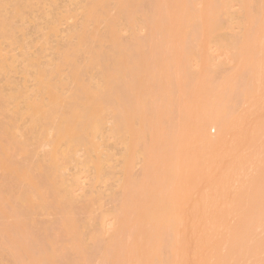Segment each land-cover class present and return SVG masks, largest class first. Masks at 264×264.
Listing matches in <instances>:
<instances>
[{
  "label": "bare ground",
  "instance_id": "1",
  "mask_svg": "<svg viewBox=\"0 0 264 264\" xmlns=\"http://www.w3.org/2000/svg\"><path fill=\"white\" fill-rule=\"evenodd\" d=\"M199 1L203 5L202 10L195 8L196 0H87L83 3H81L82 0L81 2L79 0H65L64 6L62 5L63 1L61 2V6H58L56 0H0V220H3V222L0 221V224L3 223L2 225H4H0V264H92L98 258L103 237L101 236V238L96 232L90 235V221L87 220L92 217L93 207L96 203L95 198L100 195L97 193L98 195L94 196L95 191L93 190L97 189L94 187L95 189H91L90 193L82 201H80L81 199L77 201L72 197L73 186L67 184L64 170L72 163L77 167L80 165L83 168L91 166L93 170V178L91 176V180L95 183L98 182L97 180L107 179L109 175L112 176L111 174L114 175L113 169H115V166L113 165L114 163L112 164L114 155H102L99 152L104 147L108 136H110L115 143L120 144V146L122 145V147L124 146L127 152L126 154L123 153L124 155L120 153L121 161L116 159L114 162L120 165L123 174V182L121 181L123 184L122 188L124 190L127 188L130 191L135 181H137L133 176L128 175L130 162L138 157V153H141L139 151L143 148H141V145L144 142L146 143L145 146L147 145V135L144 131H139L140 125L143 127L146 123L144 127L147 126L154 134V130L158 128L164 132V136L159 137L157 134L152 139L153 150L157 154L160 144L170 145L172 141L169 137L165 138V136L173 135L172 137H174V135L178 134V130H182L181 128L183 127L180 125L184 122V118L189 121L187 118L191 114L188 115V105L190 99L193 97L195 99L197 96L191 88L193 87V82L192 86L188 82L190 86L184 84L186 87L191 88L189 92H192V94H189V88L188 90L185 88V91L178 95L175 92V84L172 80L165 79L162 82V79L160 81L159 78L157 80L155 79L157 77L150 75L151 70L156 67L168 70L166 61H164V55L168 53H164L169 44L167 37L170 39L174 36L179 41L182 53L186 58L197 53L198 46L195 41L200 36L203 37L206 34H212V36H215L214 38L224 41L228 46L239 52H243V49L247 48L249 55H253L251 53L254 52L251 51L255 48L254 46L261 45L262 36L259 42L255 34L258 31L257 29L261 32L264 30V13L261 11L264 0H228L233 2L238 1L242 8H247L249 5L254 8L252 13H244L248 26L246 29L243 28L244 33L240 37L233 35L232 32H229V28L227 29L223 26L220 16L222 7H219V5L209 6L207 4L208 0ZM48 8H53V10L49 9L52 12L48 11ZM116 8L117 10L119 9L118 12ZM35 9L38 10L39 19L43 23L45 22L42 24L44 25L42 28L34 26L39 29L35 28V30L41 33V36H38L37 42L34 39L38 43L37 49L41 53L46 49L49 50L50 47L46 48V46L48 47L47 44L52 34L57 33L56 26L63 17L74 18L76 16L74 14L76 9H81L83 10L81 12L83 14L85 12L86 14L82 16L78 13L81 16L79 18H82V22L79 26L70 27L63 50L57 54L56 59L54 56V60L49 59L45 64L40 62V52L34 50L36 54H31L33 50H30L31 52H29V49L26 50L29 46L26 47L27 45L24 44V41L19 39L21 35L17 36L19 31L20 34L23 33L29 15ZM109 9L110 11H116L119 18L116 15H113L116 17L113 18L111 13L113 14L114 11H111L109 14ZM62 10L64 11L62 12L63 15H60ZM55 11L59 14L55 13ZM244 11L245 9H243ZM119 13L126 14L122 17ZM240 16L242 17V15ZM120 19L125 23L124 25L128 24L133 26V28L136 24L140 26L144 25L148 34L145 35V38L141 37L142 39L138 36L130 39L131 36H129L130 38L125 41L123 39L124 36L118 30L121 24V22L119 24ZM33 20L37 22V19ZM39 22L41 24V21ZM102 23L100 34V31H96V28L97 25L100 26ZM115 23L116 25L118 24L117 29L114 28ZM260 25L261 28L258 27ZM103 26L104 29L102 28ZM30 28L32 27L30 26ZM102 30L104 31L102 32ZM131 30H133L132 27ZM158 34L165 40L159 45V51L153 53L152 42ZM134 35L133 33L132 36ZM39 39L43 43L42 46L39 44ZM194 43L197 47H195ZM12 48L25 51L17 49L20 51L19 53L24 52L20 55L17 50V52L15 51L17 54L15 52L12 53ZM29 48L31 49L32 47ZM10 49L12 50L11 52ZM51 49L54 48L51 47ZM5 50L7 51L5 52L6 55L3 53ZM27 51L28 53H25ZM8 53L9 56L7 55ZM10 53L12 56H10ZM45 53L47 54V52ZM15 54L17 57H15ZM35 55L40 58L36 59ZM246 57L248 56L246 55ZM254 63L256 65V62ZM257 64L263 66L264 63ZM62 66L68 69L66 73L71 74H67L65 79V76H62L59 72L60 70H58ZM56 70L59 74L56 73ZM243 71L245 70H241V72ZM16 72H19L18 74H22V77H24H21L22 83L19 79V82H14L11 79V74ZM190 75H192V78ZM190 75L188 78L189 82L192 81L191 79H195L193 78V74ZM260 79H257L258 82H261ZM26 80L34 81V87L31 89L27 88ZM148 80L152 83L149 84ZM32 81L30 82L32 83ZM70 81L72 82L70 83ZM146 81L150 86L147 87ZM256 81H254V78H245L243 73H241L236 80L238 82L237 87H239L237 90H240V94L247 92L252 89V84ZM259 100L261 101L262 98ZM216 103H218V113L216 115L200 113L197 116L196 114L200 121L197 127L194 128H196V132L200 136V141L205 145L211 144L208 137L209 127L217 129L218 141H223L227 138L226 136L230 132L229 124L235 120L232 110L238 106V97L234 96L233 92L230 91L226 95H223L219 102ZM197 118L195 117L193 120L195 121ZM109 120L111 125L106 128V122ZM181 135L179 134L177 137ZM249 137L246 142L247 144L248 142H254ZM255 143L256 145L258 144L257 142ZM259 145H257L258 148L262 149L260 148L261 145ZM43 146H47L49 149L46 152L44 151V154L40 156L36 150H40ZM246 146L243 147L246 148ZM254 148L255 145L250 147L253 150ZM79 151L83 152L82 160L75 158V155ZM147 151L146 153H148ZM166 152H162L161 155L167 164L165 165L168 172L171 167L172 156L169 153L165 154ZM263 152H261V155ZM151 153L153 152L151 151ZM254 154L253 158L256 155L258 156V153L255 156ZM187 155L190 159L192 157L198 158L199 156H195L192 153H188ZM257 159L259 160L260 158L257 157ZM262 160L264 159L262 158ZM262 162L264 163V161ZM132 170L130 171L131 173L134 171ZM167 178H165L166 180L164 178L160 179L161 181L155 185L157 188L154 186V191L161 192L164 188L162 184L175 185L176 182L173 180V177ZM119 179L121 178L119 177ZM111 193H109L110 196L112 195L111 197L109 196L111 198V201H109L115 200L112 203L117 202L116 205H118L120 212L129 214L130 217L132 215L136 219H141L144 222V226L139 225V222L137 223L139 219L137 221H132L129 219L130 217L126 220L124 218L121 219L116 230L109 236L113 245V247L111 245L112 249L106 250L104 246L102 247L106 250L104 252L101 251L102 254L104 253L103 257L105 256V258L110 260V264H171L175 258L173 257L174 253L179 248L180 243L170 238L165 224L177 212L173 211L169 206H159V202L157 204V198L155 197V200L151 203L143 204L141 202V204L139 202L140 199L136 201L132 199L133 197L129 198L125 196L127 193L119 197L115 196L116 192L112 191ZM151 206H153V215L149 216L146 214V210ZM116 210L114 211L115 213ZM257 213L259 215L258 211ZM258 215L257 217L259 218L260 216ZM42 216L48 217L46 220H49L47 224H44V226L46 225L45 227L41 225L44 218ZM248 216L246 218L243 216L245 219L241 220L238 227L235 225L237 229L234 230L235 237L231 235L234 239L228 247L230 251L235 250L234 248L241 230L246 231L250 227V222L247 220ZM222 219L218 218L215 220L219 226H217L218 231L221 230L219 228L226 225L225 223L223 224L225 219L223 222ZM13 220H19L21 223H14ZM217 221H221L223 225ZM185 223L182 222V224ZM261 223H264V219ZM96 225L99 226V221H97ZM261 225L260 228H264ZM226 226L223 227L222 231L227 230L224 228L229 226ZM257 226L258 224L254 227L257 228ZM255 228L253 233L257 231ZM216 232L214 231V234L210 233L213 237L209 234L210 237L206 241L204 239V247L212 241ZM229 232L231 231L229 230ZM221 233L218 235L217 232L220 238L223 236V234L222 236L220 235ZM259 234L261 235V231ZM244 235L246 236V232ZM30 237H32L31 240ZM125 238L130 239L131 246L128 249L123 246L125 250L122 247L125 256L122 258V261L118 262L113 259V255L115 256L120 246L115 249V244H119L120 242L119 245H123ZM225 238L224 240L228 239L227 236ZM248 238L251 239V236H248ZM57 239L59 241L62 240V242L60 241L63 245H61V249L54 247V240ZM110 239H107V241ZM217 239L219 240V238ZM217 239H215L216 242L218 241ZM227 241H223L222 244H228ZM249 242L250 240L248 244ZM118 244L116 245L118 246ZM213 245L215 244L213 243ZM188 248L190 246L186 243L181 247V250L184 251ZM112 251L115 253L113 254ZM128 251L129 253L126 254ZM244 252L246 253V251ZM259 254L261 253L259 252ZM218 256L220 257L221 254H218ZM253 257L256 258V256ZM253 257L250 258L253 259ZM221 259L223 260V258ZM241 260L239 261L241 262ZM220 262L217 263L221 264L222 262ZM257 262L259 263L260 260H257ZM260 263L262 264V261Z\"/></svg>",
  "mask_w": 264,
  "mask_h": 264
},
{
  "label": "rangeland",
  "instance_id": "2",
  "mask_svg": "<svg viewBox=\"0 0 264 264\" xmlns=\"http://www.w3.org/2000/svg\"><path fill=\"white\" fill-rule=\"evenodd\" d=\"M62 1H63L62 5L64 6L65 0H56L57 5L61 6ZM79 1L81 2V0H79ZM85 1H87V0H85ZM85 1L82 0L81 3L85 2ZM207 4L209 6H214V5L218 6L219 5V7H222V13L220 16H221V22L223 21L222 22L223 26L226 27L227 29L229 28L228 29L229 32H232V34L235 36L240 37L243 35L244 29H246L248 26L247 21L245 20L244 13L245 12L247 14L252 13L253 9H254L253 6L249 5L247 8H242L241 4L238 1L233 2V1H228V0H226V1L225 0H208ZM225 4H226V6H225ZM261 7H262L261 11L264 13V11H263L264 10V4ZM117 8H116V10H117ZM195 8L197 10H199V9L202 10L201 8H203V5H202V3H200L199 0H196ZM49 9L53 10V8H48V11H50ZM114 9H115V7H114ZM243 9H245L244 12H243ZM247 10H248V12H247ZM81 11L83 12V10H81V9H78V10L76 9L74 14H76V16H77L78 13H80V15L85 16L86 15L85 12H84V14H85L84 15ZM111 11L109 9L108 13L110 14ZM118 11H119V9L117 10V12ZM50 12H52V11H50ZM62 12H64V11L62 10L60 15H63ZM117 12L114 11V13H116V14L111 13L113 18H116L117 16L119 18V15H117L118 14ZM37 13H38V10H36V9L33 10L32 13H30L29 19L27 20V23L24 26L25 29H24L23 33L20 34V31H19V34L18 33H17L18 35L16 34L18 37H19V35H21L19 37V39L21 41H24V44L27 45L26 47H28V46L32 47L31 49L29 47L26 49V50L29 49V52H31L33 50V52H31V54H36L34 52V50H37V52H40L37 49L38 43H36V42L38 41V36L39 37L41 36L40 35L41 33L37 32L35 30L36 27H34V26H39V28H42L44 26L42 24L45 23V22L43 23L42 20L39 19L40 18L39 13L38 14ZM55 13L59 14L56 11H55ZM125 14L126 13L120 14V16L122 15V17H123V15H125ZM80 15H78L77 18H75L76 16L74 18L73 17H63L58 22V25H57L60 28L58 29V27L56 26V29H57L56 32L57 33H55L54 35L52 34L53 37L51 36V39H49L50 41L47 44L48 47L46 46V48L50 47L49 50L46 49L43 52V48H44L43 47L41 49L43 53L40 52V54H42V55H40L38 53L41 58L35 55V57H37L36 59L40 58V60H41L40 62H42L44 64L47 63L49 61V59L54 60V56L56 59L57 54L59 52H61L64 48L65 41L68 38L67 33L70 30V27L79 26V24L82 22L81 21L82 18H79V17H81ZM113 15L114 16L116 15V17H114ZM240 15H242V17ZM30 16L31 17L33 16V17L31 18ZM34 16H36V17H34ZM112 17H110V18H112ZM33 19H35V20L37 19L36 20L37 22H35ZM72 19H73V21H72ZM122 19H124V18H122ZM38 20L41 21V24ZM83 20H84V17H83ZM113 20H115V19H113ZM120 22H121V24H120ZM241 22H242V24H241ZM65 23H67V24H65ZM116 23H115V25H116ZM119 24H120L119 27L117 24L116 26L114 25V28L117 29V27H118V30L121 32L122 36H124L123 39H125V41L128 38H130L129 36H131L130 39H132L135 36L136 37L138 36L139 38H141V37L145 38V35L148 34L147 33L148 31L144 28V25H142V24L141 25L143 27L134 23L137 26L135 25L133 28V26H130L128 24L124 25L125 23L122 22L121 19L119 21ZM134 24H132V25H134ZM102 25H103V23L100 26L97 25V28H96V31H100V34H101V26ZM30 26L32 28H30ZM126 26L127 27L129 26L130 28L129 27L127 28ZM98 27H100V28H98ZM131 27L133 30H131ZM258 27L261 28V25ZM102 28L104 29V26ZM97 29H100V30H97ZM37 30H39V29H37ZM66 30H67V32H66ZM257 30L258 31L255 34V36L258 37L257 40L260 42V39L262 36L263 41L261 40L262 43H261V45L259 44L260 46L259 45L254 46L255 48L251 51V52H254V53H251L253 55H249V53H247L248 52L247 48H244L243 52H239L238 50L232 48L231 46H228V44H226L224 41H221L219 39L214 38L215 36H212V34H209V35L206 34L203 37L200 36L201 38L199 37V39L195 41L196 45L198 46L197 53L193 56H188L186 58L182 53V49L180 47L179 41L177 39H175L174 36L170 39H169V37H167L169 44L167 45L168 47L164 51V53L165 52H168V53H166V55H164V53H163V55L165 58L164 61H166V65L168 66V70H165V69L162 70L161 67H156V68H153L151 70L150 75L157 77V78H155L157 80H158V78L160 81L163 80L162 82H164L165 79L166 80L167 79L172 80L175 84L174 85L175 92L178 95L182 94V92L185 91V88L187 90L189 88L188 92L192 88L193 91H195L194 93H196L197 96L195 95L196 96L195 99H194V97L192 99H190V103L188 105L189 109L187 110V112H188V115L191 114L187 118L189 121L185 120V118H184V122L181 123V125H180L183 128H181L182 130H178V134L174 135L175 138L172 137L173 135L165 136V138L169 137V139H171L172 141L170 142V145L164 144V143L160 144L159 148L157 150V154L153 150L152 139L157 134L159 137L164 136V132L161 131L157 127L158 129L154 130L155 131V134H154V132L153 131L151 132L147 126L144 127L146 124L144 121H142L145 123V124L143 123L144 124L143 127H141V125L139 124L140 125L139 131H141V132L144 131L145 134L147 135V136L146 135L145 136L148 140L146 139V142H147L146 146H145V144H146L145 142H144V144L141 145V148L142 147L143 148L139 150V151H141V153H138V157H136L134 159L135 162H134V160L130 162V168H129L128 175L133 176L134 179L137 180V181H135L136 184L134 183L135 186L133 185V188H131L130 191L126 188L125 189L126 192H125V190L122 188L123 187L122 186L123 185L122 184L123 174H122V171L120 169V165L117 164V162H114V161H116V159L118 161H121V159H120L121 156H119L120 153L126 154L127 152H126L124 146L122 147V145L120 146V144L115 143V141L110 136H108L104 147H102L99 150V152L102 155H104V154L114 155L113 162H112V164L114 163L113 165L115 166V169H113L114 175L111 174L112 176L109 175L107 179L104 178L103 180H97L98 182L95 183L93 180H91L93 178V172H92L93 170H92L91 166L90 167L86 166L85 168H83L80 165L77 167L74 163H72L64 170V177H65L67 184L73 186L72 197H74L77 201H79V199H81L80 201H82L83 198H85L90 193L91 189H93L94 187L97 188V189L94 188L95 190H93V191H95L94 196H97L98 194L100 196L97 197L98 200H97V198H95L96 199V203H95L96 206L94 205L92 217H90V219H88L87 221H90V223L88 222L90 225V235L94 234L93 232H96L97 235H99L100 237L102 236L104 238L103 239L101 237L102 238V247L104 246L106 248V250L111 248L112 242L110 239L111 237H109V236H111L112 233L116 230V228L119 225V221L123 218L126 220L127 218L130 217L129 214L120 212L118 205H116L117 202H115L114 204L112 203L115 200L110 202L111 201L110 197L112 195L110 196L109 193L114 191V193L116 192L115 196H117V197L127 193L125 196H128L129 198L133 197L132 199H135L136 201H139V199H140L139 202L140 203L142 202L143 204L144 203H151L153 200H155V198H157L156 201H157V204L159 202V206H161V207L169 206L171 209H173V211L177 212V214H173L171 216L170 220H168L165 224V226L168 229L170 238L173 240H177L180 243L179 248L174 253L173 257H175V258L171 264H209V263L210 264H219L217 262H220V261L222 262V263L220 262L221 264H229V263L230 264H238V263L239 264H243V263L247 264L248 260H249L248 264H253L255 262H256L255 264H261L260 263L261 261H262V264H264V236H263L264 235V232H263L264 228H260L261 224L264 226V223H261V222H263V219H264V177H263L264 172H262V171H264V163L262 162V161H264V160H262V158L264 159V152H263L264 151V149H263L264 148V100H263V98H264V82L262 84V81H264L263 80L264 79V64H263L264 63L263 62L264 61V54H263L264 53L263 52L264 51V37H263L264 30L262 32L259 29H257ZM103 31L104 30H102V32ZM233 32L236 34H234ZM133 33L135 34L134 36H132ZM124 34H126V35H124ZM260 34H262V35H260ZM60 35H61V37H60ZM24 36H26V37H24ZM63 37H64V39H63ZM156 37H155L154 41L152 42L153 43V45H152L153 50L152 51H154L153 53H157L159 51V45L165 40V39L163 40V38L161 37L160 34H158V36L156 35ZM34 39L36 42L34 41ZM62 39H63V42H62ZM39 42H40L39 44H41V46H42L43 43H41V40ZM220 42H222V43H220ZM61 44H62V46H61ZM194 45H195V43H194ZM196 45H195V47H197ZM51 47L54 49H51ZM16 50L13 49V51H12L10 49V52L12 51V53H13ZM18 50H20V49H18ZM20 51H25V50L21 49ZM20 51H18V53ZM169 51H171V52H169ZM257 51H259V52H257ZM5 52H7V51L6 50L3 51V53H5ZM8 52H9V49H8ZM45 52H47V54ZM21 53H24V52H21ZM21 53H19V54L21 55ZM25 53H28V51ZM16 54H15V57H17ZM19 54H18V56H19ZM5 55H6V53H5ZM7 55L9 56V53ZM47 55H49V56H47ZM246 55L249 58L246 57ZM10 56H12L11 53H10ZM256 57L258 60L256 59ZM33 59H35V58H33ZM254 62H256V65ZM257 63H261V64H263V66L260 64H257ZM44 64H42V65H44ZM64 67L62 66V68L60 67L61 69H58V70H60L59 72L62 76H65L64 77V79H65L66 75L69 73H66L67 72L66 70H68V69H66ZM241 70H245V71L241 72ZM16 73L11 74V79L14 80V82H16V81L21 82L22 78H24V77H22V74L21 75L18 74L19 72L17 74ZM56 73H57V70H56ZM241 73H243L245 78H251V79L254 78V81L261 78L260 79L261 82L260 81L258 82V80L256 82H253V84L255 85V83H256V85L254 86L252 84L251 90L240 94L239 93L240 90H237L239 87H237L238 82H236V80L239 78V75ZM57 74H59V73H57ZM190 74H193V78H195V79H191L192 80L191 82H189V79H188ZM69 75H71V74H69ZM210 76H212V77H210ZM190 77L192 78V75H190ZM18 79H19V81H18ZM30 81H32V80H30ZM30 81L26 80V86H27V88L31 89L32 87H34L35 82L32 81V83H31ZM148 81H149L148 82L149 84L152 83V82H150V80H148ZM71 82L72 81H70V83ZM187 82L189 84L191 83V86H192V82H193V87H191V88L186 87L184 84H188ZM210 82H212V83H210ZM259 83H261V84H259ZM146 84H147V81H146ZM149 84H147V87L150 86ZM255 87H257V88H255ZM230 91L233 92L234 96L238 97V106L236 108H234V110H232V113H233V116L235 117V120L233 123L229 124V126H230L229 131L230 132L227 134L228 136H226L227 138L225 140L218 141L219 137H218L217 129L209 127L208 137H209V140L211 141V144L205 145L202 143V141H200V139H199L200 136L196 132V128H194V127H197V125L200 121L199 118H197V116L200 113H206L208 115H216L218 113V110H217V106H218L217 104L218 103H216V102H219V100L222 98V96L226 95ZM242 91H243V89H242ZM189 94H192V92H189ZM260 98H262L261 101L259 100ZM254 99H255V101H254ZM240 104H241V106H240ZM196 114H197V116H196ZM193 117L194 118L196 117L197 119L194 121ZM142 122H140V123L142 124ZM192 124H193V126H192ZM247 124H248V126H247ZM110 125H111V122L109 120L106 122L105 127L108 128ZM149 127H150V124H149ZM247 127H249V128L247 129ZM252 133H254V134H252ZM152 134H154V135L152 136ZM179 134L180 135L182 134V135L177 137ZM244 136L246 139L244 138ZM248 136H250L249 139L250 140L252 139L251 141H254V142H248V144H247L246 142L248 140ZM251 136H252V138H251ZM169 139H168V141H169ZM241 139H242V141H241ZM255 142L258 143L257 145L260 144L261 146L260 145L259 146L262 149H259ZM162 145H163V147H162ZM245 145H247L246 148L243 147ZM253 145H255L254 150L250 149V147H252ZM262 145H263V147H262ZM147 147H148V149H147ZM48 149H49V147L43 146L40 148V150L38 149L36 151H37V154L42 156L44 154V151L46 152ZM147 150H149V151H147ZM234 150H235V152L233 153ZM260 150H263V151H260ZM146 151L148 153H146ZM151 151L153 153H151ZM258 151H260V152H258ZM162 152H166L165 154L169 153L172 156L171 157V167H170L168 172H167L168 169H166L167 164L164 162V160H163L164 157L161 155ZM252 152H253V154L255 153L254 156L256 155V153H258V156L256 155V157L253 158V154L251 155ZM261 152H263L262 155H261ZM188 153H192L195 156L199 155L200 157L199 156H198V158L192 157V159H190L189 156L187 155ZM82 154H83V152L79 151L75 155V158L82 160L83 159ZM152 154H154L156 156H153ZM141 155H144V156H141ZM118 157H119V159H118ZM257 157L260 159L258 160ZM114 158H115V160H114ZM193 159H194V161H192ZM140 161H142L141 162L142 166L140 164ZM115 164H117V165H115ZM214 165H215V167H214ZM168 168H169V166H168ZM164 169H165V171H164ZM131 170L133 171L132 173L130 172ZM136 173H137V175H136ZM134 174L136 175V178H135ZM138 174H140V175H138ZM91 176H92V178H91ZM119 177L121 179H119ZM167 177L168 178L173 177V180L176 182L175 185L162 184L163 185L162 187H164V188L161 190V192L160 191H154V186L158 182L161 181L160 179L164 178V180H166L165 178H167ZM174 178H177V179H174ZM116 181H118V183H116ZM71 183H73V184H71ZM141 190H142V192H141ZM103 196H104V198H103ZM114 199H115V197H114ZM235 203H237V204H235ZM259 205L261 206L260 208H259ZM148 208L146 210V214L149 216H152L153 215V206L148 207ZM116 209H118V210H116ZM115 210H116V213L114 212ZM257 211L259 212V215H258ZM249 214H251L252 216ZM238 215H239V217H238ZM246 215L247 216L249 215L247 220L251 223V224L249 223L250 227L246 231L241 230L240 235H239L238 240H237L238 245L236 244V246L234 248L235 250L230 251L228 247L230 246L231 242H233V239H234L233 237H235V231L234 230L237 229L241 220L242 219L244 220L247 217ZM257 215L260 217L258 218ZM243 216H245V218ZM42 217L45 218V216H42ZM0 218H1V215H0ZM44 218L42 219V222H41L42 223L41 225H43V227H45L46 225L44 226V224H47V221H49V220H46V218H48V217H46L45 219ZM218 218H223L222 222L225 219L223 224L224 223L226 225L229 224V225H227L229 227L221 224L222 223L221 221L220 222L217 221L218 223L223 225L221 228H219L221 230L218 231V228H217L218 225L215 222V220ZM129 219H131L132 221H137L139 218L136 219L134 216L131 215V217ZM96 220L99 221V226L96 225L97 224ZM257 220H258V223H257ZM0 221L3 222V220H0ZM13 221H14V223H18V222H19V224L21 223V221H19V220L18 221L16 220L17 222L15 220H13ZM40 221H41V219H40ZM95 221H96V223H94ZM138 222H139V225H141V226L144 224V222L141 219H139L137 221V223ZM182 222H186L185 223L186 225L182 224ZM2 224H0V225H2ZM256 224H258L257 228L254 227V226H256ZM262 225H261V227H263ZM2 226H4V225H2ZM224 226L227 227V228H224V229L228 230V231L224 230L227 233L222 231ZM216 228H217V230H216ZM254 228L257 230L255 233H253ZM229 230L231 232H229ZM248 230L250 233L249 232L247 233ZM214 231L215 232L217 231L218 235H219V233L224 232V233H221L220 235L222 236V234H223V236H225V237L227 236V238H228L227 240L229 242L227 240H224L225 237H223V236L220 238V236H218L217 232H216L215 233L216 235L214 236V238L215 239L219 238V240L218 239L217 240L220 243L218 241L217 242L220 244V246L215 241V239L212 238L213 242L210 241V243H208L207 246L204 247L203 246L204 239L206 241V239L209 238L210 235ZM260 231H261V235L259 234ZM228 232H229V234H228ZM245 232H246V236L244 235ZM241 235H242V237H241ZM211 236L213 237V235H211ZM248 236H251V239H249L250 237L248 238ZM257 236H259V237L256 238ZM243 237H244V239H243ZM31 238L32 237H30V240H31ZM253 238H255V239H253ZM34 239H32V240H34ZM107 239H110V240L107 241ZM221 239H222V242H221ZM242 239H243V242H242ZM248 239L250 240L249 244H248V241H249ZM57 240H54V244H55L54 247L57 249H61V247L63 246L61 243L62 240H60L61 242L59 241V239H57ZM124 240H125L126 244L123 242L124 243L123 245H119L120 244V242H119V244L116 243V244H118V246L115 244L116 248L114 247L115 249L119 248V246L121 248V250L119 248L120 251L119 250L116 251L115 256L113 255V259L117 260L118 262L122 261V258L125 256V253L123 250H125V248L128 249L131 246L130 245L131 244L130 239L125 238ZM239 240L241 241V243ZM251 240H253V241H251ZM223 241H227L228 244H226L224 242L226 244V246H224L225 244H222ZM186 243L189 244L190 248L182 251L181 247L184 246ZM213 243L215 245H218V246L213 245ZM221 244H222V246H221ZM261 244H263V245H261ZM123 246H125V248ZM102 247H101L102 250L101 249L99 250L100 254L98 252V256H97L98 258H96L92 264H95V263L96 264H101V263L107 264V262H108V264H110V260L105 258V256L103 257L104 253L103 254L101 253V251H103V252L106 251ZM112 247H113V245H112ZM122 247H123V250H122ZM220 247H221V253H220ZM225 247L227 248V250ZM206 248H208V249H206ZM115 249H113V250L115 251ZM129 251H130V249H129ZM129 251L126 254H128ZM244 251H246V253ZM258 251L262 254V256H260L261 254H259ZM112 253H113V251H112ZM130 253H131V251H130ZM122 254H123V256H122ZM218 254L219 255L221 254V256L219 257ZM233 254H235V255H233ZM224 255H225V257H224ZM258 255H259V257H258ZM232 256H234V257L232 258ZM243 256L245 257L244 259H243ZM253 256H256V258ZM218 257H219V259L217 260ZM250 257L251 258L253 257V259H251ZM221 258H223V260ZM230 258L232 259V261H230L231 260ZM241 258H242V260H241ZM97 259H99V260H97ZM119 259H121V260H119ZM246 259H247V261H246ZM239 260H241V262ZM257 260H260V262L258 263ZM224 261H225V263H223ZM253 261H255V262H253Z\"/></svg>",
  "mask_w": 264,
  "mask_h": 264
}]
</instances>
